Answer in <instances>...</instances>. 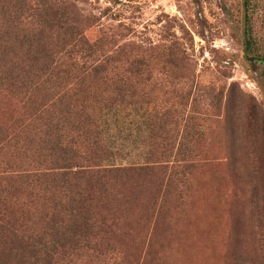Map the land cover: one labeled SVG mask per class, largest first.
<instances>
[{"label":"trees","instance_id":"obj_1","mask_svg":"<svg viewBox=\"0 0 264 264\" xmlns=\"http://www.w3.org/2000/svg\"><path fill=\"white\" fill-rule=\"evenodd\" d=\"M254 2L242 0L243 55L264 64ZM75 14L66 1L0 0V264H150L191 177L213 160L201 149L212 118L196 111L185 51L90 41ZM184 82L188 90L178 88ZM111 114L144 130L142 165L108 164ZM226 127V165L239 195L232 217L257 223L264 159L254 152L253 119L238 138L229 118ZM251 221L240 236L244 258L264 264ZM188 222L179 233L183 264L203 230L198 219Z\"/></svg>","mask_w":264,"mask_h":264},{"label":"rangeland","instance_id":"obj_2","mask_svg":"<svg viewBox=\"0 0 264 264\" xmlns=\"http://www.w3.org/2000/svg\"><path fill=\"white\" fill-rule=\"evenodd\" d=\"M62 1L73 6L74 18L82 22L90 41L106 38L117 46L127 41L147 47L178 44L189 59L183 74L193 79L191 98L198 104L196 111L212 118L201 149L213 160L200 175L191 177L185 201L169 214L175 217L171 236L156 245L150 264H183L179 233L194 218L203 230L200 239L191 242L196 245L187 255V264H248L243 254L248 243L240 236L248 231L251 218L233 220L239 195L233 191L224 146L227 119L238 138L250 116L257 138L254 152L264 159V64L243 55L242 21L247 12L242 0H56ZM254 4V33L259 57L264 59V0ZM155 76L162 79L160 74ZM167 80L173 88L176 81ZM189 87L184 82L178 88ZM143 131L109 115L104 137L114 156L108 164L142 165L148 150ZM254 202L264 205L260 190ZM256 218L258 222L252 219L251 226L257 231L264 258V215ZM232 233L237 238L230 237ZM229 256L234 257L232 261Z\"/></svg>","mask_w":264,"mask_h":264}]
</instances>
